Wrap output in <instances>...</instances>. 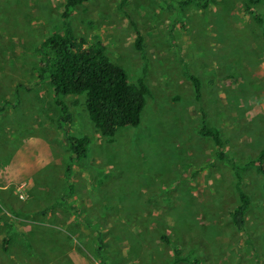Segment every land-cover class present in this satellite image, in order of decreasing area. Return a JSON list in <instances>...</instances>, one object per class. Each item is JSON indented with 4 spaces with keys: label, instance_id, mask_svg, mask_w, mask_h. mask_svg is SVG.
<instances>
[{
    "label": "rangeland",
    "instance_id": "rangeland-1",
    "mask_svg": "<svg viewBox=\"0 0 264 264\" xmlns=\"http://www.w3.org/2000/svg\"><path fill=\"white\" fill-rule=\"evenodd\" d=\"M170 0H88L72 10L76 36L148 94L136 128L108 142L83 98L64 97L69 132L87 136L70 158L37 48L60 28L65 0H0V264H170L166 235L198 264H264V181L240 170L250 205L246 237L228 219L237 180L201 125L215 127L239 169L264 149V43L239 0L172 10ZM264 25V0L255 6ZM134 27L142 49L134 47ZM186 73L200 83L196 100ZM184 264V263H178Z\"/></svg>",
    "mask_w": 264,
    "mask_h": 264
},
{
    "label": "trees",
    "instance_id": "trees-1",
    "mask_svg": "<svg viewBox=\"0 0 264 264\" xmlns=\"http://www.w3.org/2000/svg\"><path fill=\"white\" fill-rule=\"evenodd\" d=\"M88 0H65L60 12V28L43 37L37 48V79L48 84L51 90L52 102L58 112V129L63 133L65 143L69 149L70 158L79 160L86 156L89 138L74 136L69 132L71 122L68 107L64 97L83 98V106L88 120L100 135L108 142H112L115 133L121 128H136L141 121L148 89L141 79L136 84H130L122 68L110 62L105 56V47L100 41L90 44L83 37L76 36L69 24V17L73 9L82 6ZM214 0H170L172 5L183 8L187 5L201 10L208 8ZM244 13L260 28V39L264 43V25L260 13L255 6L259 0H239ZM134 47L141 50L142 38L134 27ZM193 88L194 98L200 99V83L192 75L186 73ZM8 105L5 102L0 111ZM198 134L208 139L214 149L218 161L227 163L236 178V204L229 211L228 219L234 231L246 234V213L250 201L248 195L241 188L239 171L248 166H254L255 171L264 181V149L254 160L239 169L224 151V142L220 132L215 127L201 125ZM95 258L98 264H107L104 255L102 231H95ZM161 242L170 248L173 259L170 264H198V260L189 254L183 255L180 246L172 244L166 235L160 237Z\"/></svg>",
    "mask_w": 264,
    "mask_h": 264
}]
</instances>
